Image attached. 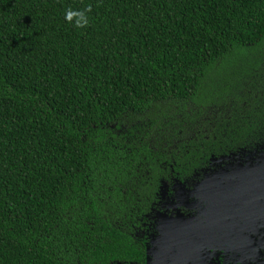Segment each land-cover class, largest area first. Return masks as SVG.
Instances as JSON below:
<instances>
[{
    "label": "trees",
    "instance_id": "trees-1",
    "mask_svg": "<svg viewBox=\"0 0 264 264\" xmlns=\"http://www.w3.org/2000/svg\"><path fill=\"white\" fill-rule=\"evenodd\" d=\"M262 146L264 0H0V264L143 262L162 188Z\"/></svg>",
    "mask_w": 264,
    "mask_h": 264
},
{
    "label": "flooded vegetation",
    "instance_id": "flooded-vegetation-1",
    "mask_svg": "<svg viewBox=\"0 0 264 264\" xmlns=\"http://www.w3.org/2000/svg\"><path fill=\"white\" fill-rule=\"evenodd\" d=\"M262 152L264 146L253 154L226 160L218 170L231 172L234 166L235 175L220 176L216 182L201 179L190 194L180 188L181 218L172 216L173 209L167 211L178 201L173 189L180 185L176 180L171 191L166 187V195L161 194L162 211L144 231L143 262L129 264H264V190L244 186L236 174L238 167L254 165L257 160L251 158ZM214 164L215 170L221 166ZM202 187L212 189L204 200ZM217 187L224 191H213Z\"/></svg>",
    "mask_w": 264,
    "mask_h": 264
},
{
    "label": "rangeland",
    "instance_id": "rangeland-1",
    "mask_svg": "<svg viewBox=\"0 0 264 264\" xmlns=\"http://www.w3.org/2000/svg\"><path fill=\"white\" fill-rule=\"evenodd\" d=\"M234 60L240 61V59L237 57H234L232 59V61H234ZM226 75H227L226 71L222 70V72H220V73L217 72L214 75V76H216V78L214 77L213 80L215 79V80L222 81L223 79L221 78V76H226ZM231 84H232V82H230V81L217 84L216 87H214L215 92L217 93L216 98L214 100H211L210 103H207L205 105L214 104V105H217L218 108H221V106H226L227 103H234V101H236V99H235L236 96L239 95L237 93L241 92L243 89L241 88V89L236 90V88H234L232 86L229 87ZM226 90H228V91H226ZM213 91L214 90H212V92ZM220 161H222V159ZM243 184H244V186H247V187H250L253 189L264 190V162H262L259 165H252V169L246 170V172L243 174ZM174 189H173V191L176 193L175 197L178 198V201H176L175 205L171 206V208H167V211L170 209H173L172 211L175 215H172V216L173 217L176 216V217L181 218V216H179L178 214H179L180 207L183 206L184 204L182 202V198H180V196H181L180 195V193H181L180 186L176 185L174 187ZM166 192H167V188L166 187L162 188L163 196L166 195ZM200 192L203 193L201 200H204L203 198L206 199V197L210 194V192H212V189H210L209 187H208V189L205 187H202L200 189ZM172 202H174V201H172Z\"/></svg>",
    "mask_w": 264,
    "mask_h": 264
},
{
    "label": "water",
    "instance_id": "water-1",
    "mask_svg": "<svg viewBox=\"0 0 264 264\" xmlns=\"http://www.w3.org/2000/svg\"><path fill=\"white\" fill-rule=\"evenodd\" d=\"M258 149H255V152L257 151ZM254 151L252 152H249V153H244V154H232L231 156H228V157H221L219 159H216L215 157L212 159V163L211 165L216 167L214 163H220L221 166L215 170V168L212 170H208L207 173L205 174L204 176V179H207L208 182H216L218 181L217 179L220 177V176H223V177H229L231 175H235V173L232 172V169L234 168V166H231V172L228 171V170H222V171H218L220 170V168L224 165L223 162H226V160H230V159H236V158H239V156L241 155H248V154H253ZM238 156V157H237ZM222 159V161H220ZM257 160V162L254 164V165H259L261 164L263 161L264 162V152H262L257 158H251V160L254 161ZM252 169V163L250 162L249 164H247L246 166H243V167H238V171L236 172L237 175L240 176V178H243V174L246 172V170H250ZM228 171V172H227ZM222 178V177H221ZM220 180V178H219ZM207 183V182H205ZM224 183V181H223ZM222 183V184H223ZM208 184V183H207ZM213 186H219L220 187V184H216V183H213ZM219 187L215 188L213 191L215 192H222L224 190L220 189ZM165 188V187H164ZM184 218V216H182ZM186 219V218H185ZM184 221V220H183Z\"/></svg>",
    "mask_w": 264,
    "mask_h": 264
}]
</instances>
